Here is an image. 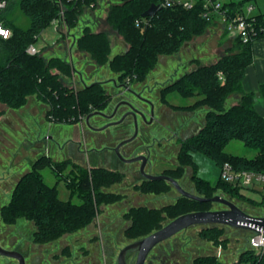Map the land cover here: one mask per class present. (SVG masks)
<instances>
[{
  "label": "trees",
  "instance_id": "16d2710c",
  "mask_svg": "<svg viewBox=\"0 0 264 264\" xmlns=\"http://www.w3.org/2000/svg\"><path fill=\"white\" fill-rule=\"evenodd\" d=\"M7 7L0 15L3 24L12 30L8 40L0 38V105L18 109L27 104L30 96H37L49 106L48 114L56 123L73 124L93 111L104 110L109 103L107 90L101 83H93L79 90L65 86L60 73L69 71L72 66L60 57L46 59L41 54L30 55L27 48L36 44L43 30L49 28L53 20L61 17L72 29L77 26L85 7L97 0H6ZM106 22L118 35L122 36L128 48L122 53L112 55L110 35L105 31L95 32L86 25L77 38V47L92 56L99 66H108L119 78L131 83L146 79L156 67L161 55H172L180 51L185 43L202 35L210 26L199 17L197 9H165L146 17L150 23L145 30L136 26L137 19L152 5L158 6L159 0H110ZM19 8L29 20L25 30L13 26L11 17ZM264 22V15L259 16ZM254 55L251 44L233 41L226 55L211 65H201L182 75L168 85L164 94L177 92L183 98H199L197 105L205 104L211 108L205 114V126L195 137L184 142L179 155L183 174L185 167L192 169V181L204 198H212L219 190L228 193L231 198L264 207L260 202L247 197L242 189L220 178L216 186L198 176V166L192 153L203 152L216 159L220 166L225 162L235 170L264 173V117L255 107L252 94L244 91L243 81ZM222 73L224 80H220ZM264 97V84L261 86ZM232 94L241 95L237 105L227 108L226 101ZM202 97V98H200ZM4 111L0 108V117ZM233 139L241 140L246 146L257 151L253 158L235 156L224 151ZM67 162H54L48 156H42L33 162L31 170L17 182L8 205L3 207L4 220L12 224L17 219H27L34 223L33 241L38 245L52 243L67 234H73L88 226L99 207L120 200L121 196L108 193L105 189L119 183L122 176L105 170L81 169L82 176L77 179L81 191L79 203L62 200L56 185L45 182L42 169L49 167L57 176H61ZM69 164V163H68ZM62 177L59 178V180ZM169 188L165 181L149 182L147 187H139L144 192L161 193ZM212 202H197L188 198L178 199L174 204L163 208H137L127 217L132 226L126 235L130 239L142 238L163 227L159 215L175 219L183 214L196 211H209ZM208 241L219 243L221 229H205L202 232ZM223 242V241H222ZM252 252L246 251L240 256V262L250 259ZM194 264H219L215 256H201ZM240 264V263H239Z\"/></svg>",
  "mask_w": 264,
  "mask_h": 264
},
{
  "label": "rangeland",
  "instance_id": "374dc122",
  "mask_svg": "<svg viewBox=\"0 0 264 264\" xmlns=\"http://www.w3.org/2000/svg\"><path fill=\"white\" fill-rule=\"evenodd\" d=\"M253 2L257 5V11L264 14V0H253ZM109 6L110 4L105 0H99L98 6L94 9L87 10L85 14H83V16L80 18L77 26L71 29V32L77 34V36H80L82 32L81 29L84 26V20L86 21V19H88V22L89 20H95L96 24L90 22V26L96 31H105L110 35V40L114 44V46L112 47L111 55V57H113L118 53H122L125 47L122 37H120L117 32L114 31L112 27L106 22V18L109 12ZM11 21L13 23V26L23 30L27 29L30 24L28 18L19 8H16V10L14 11L11 17ZM58 31L65 32L62 24H60ZM41 34L43 38L49 43H47V41L45 42L47 47L46 49L44 47H41L42 49H40V54L44 57H49L51 55H57L59 57L63 56L61 58L64 61L68 62L70 66H72V68L67 72H63L60 69L53 70L55 73H60L61 80L64 82L65 86L69 85L68 88H73V90H79L83 88L80 86L81 84L77 80L78 76L77 73L74 72L75 70L78 72L81 71L82 73H84V75H88L89 77L87 79V82L89 83L90 81H97L98 79L106 80L112 77L116 78L118 76L108 66H99L94 61V59H92V56L88 53L79 51L77 44H75L74 46L77 51L76 53L73 52V56H71L70 58L69 48L72 47L73 39H69L65 35L58 36L53 27L46 28L42 31ZM57 37H59L60 39ZM51 41H54V44H50ZM41 42L43 43L42 40ZM232 45L233 40L230 39L225 29L221 28V26L218 25L210 26V28H208L202 35L194 37L193 39L185 43L179 52L172 55H161L156 67L148 74L146 79L137 84H134V89L141 90L143 84L147 83L150 87H152V89L155 88V90L152 94L145 92V96L152 98L154 101H157V97L155 95L160 88L159 86L155 87L156 84L162 83V85H164L165 83H169L170 85V83H174L182 75L193 71L197 67V61H199L201 65H211L216 63L226 55L227 49L231 48ZM248 67H250V72L255 71L256 67L254 64V60ZM73 72L75 73L74 75ZM248 80L250 82V79ZM263 84L264 78L260 79L257 77L255 82L251 83V87H248L246 82L243 83V87L245 93L253 95L255 107L264 117V97L261 94V86ZM107 88L109 90H113L111 85H109V87ZM108 93H111V91H108ZM165 98L166 102L168 103V107L164 108H166L169 114L172 112L171 109L169 110L170 106L173 111H183L190 109L196 112L195 120H198V122L200 121L205 124L204 116L207 111L211 109L207 105V103L197 105L196 101L199 98H183L175 91L168 93ZM240 98L241 95L232 94L226 101L227 108L237 105L240 101ZM28 103L29 100L27 104L17 109H21L23 110V112L26 111V114L24 115L25 121L28 124V129H25V124H21L18 125V127L14 128L16 132H14L13 139L9 136L10 134H8V138L10 137L11 141L14 143V146H16L17 148H8L9 151L7 150L5 155H11V153H13L15 150L16 155L12 156V158L11 156H8L9 158H3L5 161L4 163L6 164L7 161L9 163V160H12L9 165H12V167L14 168L11 170L6 168V170H8L7 174L11 171L9 173L8 181L5 183L0 182V189L6 190V193L1 195L0 197V244L5 249L17 250L23 253L26 258L27 264H31L32 261H34V264H56V262H54V259L59 260L60 262L62 260V262L71 260L75 255L79 254L78 252H81L82 248L84 249V247L82 246H84L83 244L85 240L96 234H102V236L106 237L107 243L110 244L108 245V249L112 250L113 254L116 253L117 250H120L127 244V240H125L126 237H124L122 234L129 218L126 216L124 221L120 220L121 218H123L122 209L125 210L124 208H111L107 209L103 213L99 210V213L94 216L92 222L88 226L79 229L73 234L64 235L55 242L47 243L45 245L34 244L33 235L35 232V226L32 221L27 219H17L14 223L9 224L4 220L3 207L9 204L12 192L17 182L21 177H23L31 170L33 162H35L37 159L41 158L42 156H48L50 160H53L54 162H67L65 168L63 169V173L60 176L62 177L60 180V177L57 176L55 172H53L49 167H45L44 169H42L41 173L47 184L51 186H57L60 199L65 201L72 200L76 203H79L81 201V191L79 190L76 182L77 179L82 176V170L80 169L81 167H79L78 164L75 163V161L81 162L86 168L85 170H87V172L90 167L94 165L93 162H90L88 156H78L75 150L71 153V155H68L65 154L64 151H59L57 147L52 146L50 143V138L56 136V133H58V137L60 140L66 139L68 136L76 139L80 138L74 137L72 131L70 133H64V131H67L69 128L67 124L53 123L51 116H49L48 114L49 106L41 98L34 95V104H31L30 109L28 108L27 110L26 106L28 105ZM159 106L161 107L162 105ZM29 110H31V112H29ZM186 117L188 116L186 115L177 117L176 115H172L169 118L170 120L168 121V123L170 124L167 127V131H159L158 128H154V136H170L172 134V129L176 130L177 128H179L184 123V121L187 120ZM93 123L95 122L93 121ZM82 124L83 122L80 123V127L82 126ZM95 124L98 125V122ZM61 130L63 131L61 132L63 136H60ZM9 132L11 133V131ZM89 132L90 131H86L87 142L93 143V139L90 136L94 134L90 132L89 136ZM88 136L90 138H88ZM29 142L33 144L32 148H27V150H25L24 146H27V144L29 145ZM171 144H174L175 152H172V154H166H169V156L171 155V159L176 161L177 157L174 158L173 155L175 154L177 156L178 149H180L182 144L177 140L172 141ZM11 145L12 143L8 144L9 147H11ZM91 146H93V144H88L87 146L84 145L83 148H90ZM163 146L164 144H162V147ZM224 151L231 155L243 156L248 158H253L257 153L255 149L246 146L243 141L237 139L231 140L225 146ZM192 156L198 166V176L210 182L211 185L216 186L221 178V166L219 162L216 159L208 156L207 154L199 151L193 152ZM73 160L75 161L73 162ZM1 163L3 165H6L3 162ZM162 166L169 167L168 163ZM4 168L5 167H3V169ZM159 169H161V167H159ZM0 174L4 175L6 173H3V170H0ZM188 174L192 175L191 168L188 169ZM180 181L186 190L190 191L194 189L189 176L180 179ZM125 186L126 183H115L105 190L119 192H121L122 190L123 192H125ZM245 188H242V192L247 197L252 198L257 202H260L262 200L259 190H248ZM257 188H259V186ZM217 194L230 199L237 206L248 213L259 215L264 212L263 207L257 205V203H255L256 205L254 206L253 203L245 202L236 198H231L230 195L223 190H219ZM181 198L184 197L175 189V187L169 186L167 190L158 193V196L148 195L144 199H142L145 205L152 207V209H159L163 208L162 206L164 204L172 203ZM142 199H139L138 201H142ZM101 206L102 205H100V207ZM211 206L214 210L227 209V207L221 203H212ZM159 216H161L162 218V220L160 221L163 226L173 220L164 214ZM216 227L221 229L219 243L217 244L214 241H208L204 236H202V233L199 231V226H191L188 230H185L183 232L180 231L168 241L170 242V240H173V238L175 237L180 238V242L182 243V240L186 241L191 250L193 249L192 247L196 249L194 256L199 254H201V256L207 254L212 256L214 255L218 262L231 264L230 262H233L235 260V256H237L239 249L241 250L246 246L250 231L221 225H218ZM127 238L129 237L127 236ZM204 240L209 243H202V241ZM63 249H65V252L62 255L63 258H61L62 256L60 255ZM220 249L224 250V254L222 256H218V252ZM100 253L101 252H98L97 254V256H99L98 258H100ZM0 264H18V261L16 259L0 255Z\"/></svg>",
  "mask_w": 264,
  "mask_h": 264
},
{
  "label": "flooded vegetation",
  "instance_id": "af4514ba",
  "mask_svg": "<svg viewBox=\"0 0 264 264\" xmlns=\"http://www.w3.org/2000/svg\"><path fill=\"white\" fill-rule=\"evenodd\" d=\"M101 84L103 86L105 85L106 88L109 87V85L113 88V90L105 88L107 90V95L109 96L108 106L104 110L93 111L87 116L81 117L77 124H67L69 128L65 132L70 133L72 131L74 137H79L80 139L68 136L66 139L60 140L58 135L50 138L51 145L58 149L62 148L65 154L71 155L75 150L78 156H88L90 162H93L94 164L90 167L89 171L92 169H100L122 176L119 183H126L125 192L122 190L121 192L106 190L108 193L120 195L121 198L116 202L103 204V208L102 206L99 207L100 212L103 213L111 208H124L125 210L122 209V214L125 218V216L134 209L152 208L145 205L143 199L148 195L158 196V194L154 192H144L139 189L140 186L143 185L144 187H147L149 182H153V180L147 179L145 175H164L172 177L176 179L183 188L184 186L180 179L189 176L194 188L189 192L202 197L191 179L192 175L188 174L189 167H185L182 175L177 172L181 168L179 155L183 149L184 142L198 135L205 126L203 122L195 120L196 112L190 109L183 111L174 110L175 112L173 114H171L172 112L169 114L166 108H164L168 107V103L165 100L164 90L169 83L155 85V87L159 86L160 88L155 95L157 101L145 96V92L152 94L155 90V88L152 89L147 83L143 84L141 90H135L134 84L137 83H131L127 80L124 81L120 79L118 75L116 78L102 80ZM108 91H111V93H108ZM129 103L133 104L146 116V119H144L140 115H137V126ZM159 105L162 106L160 107ZM170 109L172 111L171 106L169 110ZM95 112H101L102 114H96L88 121L87 117ZM182 113H185L188 116L186 117L187 120H185L176 130L172 129V134L170 133V136H154V128H158L159 131H167V127L170 124L168 123L170 120L169 118L172 115H176L177 117L186 116ZM93 121L95 123L98 122V125L93 123ZM82 122L83 124L80 127V123ZM53 123L56 122L53 121ZM86 131H90L94 134L90 136L89 132V136L93 139V143L87 142ZM89 136L88 138H90ZM174 140H177L182 144L180 149H178L177 156L175 154L173 155L174 158L177 157L176 161L171 159V155L169 156V154H166H172V152H175L174 144H171ZM86 144H93V146L90 148H83L84 145L87 146ZM162 144H164L163 147ZM142 156L144 157L143 159L135 160L137 157ZM74 161L75 160H73V162ZM75 163L81 167L80 169H86L81 162L75 161ZM166 163H168L169 167L162 166ZM159 167H161V169H159ZM163 181L169 184V186L174 187L167 180ZM139 199H142V201H138ZM172 204L174 203L164 204L162 207ZM209 211H214V209L211 207ZM199 227L200 232L210 228L207 225ZM129 228L130 227H125L122 234L126 237L125 240H127V244L120 250H117V252L115 251L116 253L114 254L112 253V250L108 249V245L110 244L107 243L106 237L102 236V234H96L84 241V246L82 247H84V249L86 247V249L84 250L82 248L81 252H78L79 254L75 255L71 260L64 262H62V260L61 263L59 260L54 259V262H56V264H121L120 253L122 250L130 244L144 238H127L126 233ZM188 229L189 228L185 230ZM169 239L159 243L152 249L145 264H194L195 260L201 257V254L199 253V255L194 256L196 249L192 247L193 249L191 250L186 241L182 240L181 243L179 240L180 238L175 237L169 242ZM64 252L65 249L62 250L60 256H62ZM98 252H101L99 254L100 258L97 256ZM137 254L138 252L136 249L128 250L124 253L122 260L125 264H135ZM61 258H63V256ZM25 264H27L26 258ZM31 264H34V261H32Z\"/></svg>",
  "mask_w": 264,
  "mask_h": 264
},
{
  "label": "built area",
  "instance_id": "2783aa9c",
  "mask_svg": "<svg viewBox=\"0 0 264 264\" xmlns=\"http://www.w3.org/2000/svg\"><path fill=\"white\" fill-rule=\"evenodd\" d=\"M110 5V0H105ZM122 2V0H119ZM99 0L92 2L90 6L85 8L94 9L98 6ZM6 0H0V15L7 7ZM159 8L165 9H182L195 10L197 9L200 18L207 22H211V26H221L225 29L231 40L238 39L242 44H264V22H259V16L264 15L257 11V5L253 0H159ZM151 17V16H148ZM64 12L61 11V17L55 19L51 23V27L58 31L62 24L65 31L69 27L63 20ZM150 21L146 17L136 20V26L145 30ZM12 30L5 26L0 19V38L8 40L12 37ZM27 53L30 55L40 54V50L36 44H31L27 48ZM220 80H224L222 73L219 74ZM221 179L235 187L245 188L250 190H259L261 198L264 200V173L254 171L235 170L233 165L225 162L221 166ZM259 186V188H257ZM264 209V207H263ZM251 214V213H249ZM264 217V212L259 215ZM246 247L240 252V256L246 252H252L253 256L240 262V256L236 264H264V231L261 234L250 231Z\"/></svg>",
  "mask_w": 264,
  "mask_h": 264
},
{
  "label": "water",
  "instance_id": "95a60500",
  "mask_svg": "<svg viewBox=\"0 0 264 264\" xmlns=\"http://www.w3.org/2000/svg\"><path fill=\"white\" fill-rule=\"evenodd\" d=\"M158 10V7L155 5H152L148 11H146L143 14V17L147 16H153ZM259 96V94H258ZM152 104V103H151ZM132 115L135 118V124L137 126V115H140L142 118L146 119L145 114L140 111L138 108H136L133 104L129 103ZM96 114H102L101 112H95L87 117V120L96 115ZM144 157H137L135 160H141ZM147 179L153 180V181H160V180H167L170 182L175 189L185 198L197 201V202H205V201H211L214 203H221L227 207V209L224 210H214V211H196V212H190L187 214H183L166 225H164L161 229L151 233L150 235L130 244L126 248L122 250L120 253V263L125 264L122 260L124 253H126L128 250L136 249L137 259L135 264H145L147 257L149 253L152 251V249L158 245L159 243L173 237L180 231H183L191 226H204L207 225L208 227H216L218 225L221 226H228L233 227L237 229H245L249 231H254L256 233L261 234L262 231H264V217L262 216H253L249 214L248 212L241 209L239 206H237L234 202L231 200L221 196L216 195L212 198H204L200 197L194 193H191L189 191H186L180 183L169 176H151V175H145ZM0 255L14 258L19 261V264H25V257L22 253L16 250H8L2 247L0 244Z\"/></svg>",
  "mask_w": 264,
  "mask_h": 264
},
{
  "label": "crops",
  "instance_id": "0c3cea01",
  "mask_svg": "<svg viewBox=\"0 0 264 264\" xmlns=\"http://www.w3.org/2000/svg\"><path fill=\"white\" fill-rule=\"evenodd\" d=\"M87 10H89V8H85V10H84V14H85V12L87 11ZM83 16V15H82ZM81 16V17H82ZM95 16H97V15H95ZM90 22H93L94 24H96L95 23V20H93V21H91V20H89V22H88V19H86V21L84 20V26H86V25H89L90 26ZM83 26V27H84ZM51 27V26H50ZM83 27H82V29H83ZM54 29V28H53ZM81 29V30H82ZM93 30L95 31V32H99V31H96L94 28H93ZM55 31V30H54ZM57 34H58V36H66L67 38H69V39H73V42H72V47H70L69 48V54H70V58H71V56H73V52H75L76 53V48L74 47L75 46V44H76V38H78L79 36H77V34H74V33H72L71 32V29L69 28L68 29V31H62V32H59V31H55ZM82 33V32H81ZM81 35V34H80ZM120 36V35H119ZM120 37H122V36H120ZM57 38H59V37H57ZM56 38V39H57ZM60 39V38H59ZM41 40L43 41V43L41 42ZM122 40H123V42H124V47H125V49H127L128 48V45L125 43V41H124V39L122 38ZM47 40H45L44 38H43V36H42V34L40 35V39L38 40V43L36 44L38 47H39V50L40 49H42L41 47H44L45 49H46V47H47V45H46V42ZM45 43V44H44ZM47 43H49L48 41H47ZM50 44H54V41H51L50 42ZM114 46V44L112 43V47ZM50 47V46H49ZM124 49V50H125ZM74 50V51H73ZM252 51H253V55H254V64H255V67H256V69H255V71H252V72H250V67H248L247 68V70H246V76H245V81H243V83L244 82H246V84H247V86L249 87H251L252 85H251V83H253V82H255V80H256V78L258 77V78H264V44L263 43H255V44H253L252 45ZM81 53V52H80ZM86 53V52H85ZM52 57H59V56H57V55H51V56H49V57H46L47 59H50V58H52ZM61 57H63V56H60V58ZM96 69H98V68H96ZM73 71H74V68H73ZM75 73H77V76H78V78H77V80L79 81V83L81 84L80 86L81 87H85V86H89V85H91V84H93V83H96V82H100L101 83V81L102 80H100V79H98L97 81L96 80H94V81H90V83L89 82H87V79H88V75H84V73H82L81 71H74ZM73 72V75L75 74ZM252 74H255V75H252ZM92 75H93V73H92ZM113 78V77H112ZM112 78H110V79H112ZM252 78H254V79H252ZM76 79V78H75ZM248 79H250V82H249V80ZM67 83V82H66ZM69 83V82H68ZM69 86V85H68ZM245 86V85H244ZM104 88H106V86L104 85ZM107 89V88H106ZM179 95V94H178ZM182 97V96H181ZM31 104H34V95L33 96H30V98H29V103H28V105L26 106L27 108V110H28V108L30 109V106H31ZM0 108H1V110H3L4 111V114L0 117V170H3V173H6V174H4V175H1L0 174V182H2V183H5V182H7L8 181V178H9V173L11 172H9L8 174H7V172H8V170H6V168L7 169H13L14 167H12V165H9L10 163H11V161L12 160H9V163H8V161H7V164L6 163H4L5 161H4V159L3 158H5V157H10L11 156V158H12V156H14V155H16L15 154V152H16V150L13 152V153H11V155H5L6 154V152H7V150L9 151V149L10 148H15L16 146H14V143L11 141V139H10V137L13 139V135H14V132H16V130L14 129L15 127H18V125H21V124H25V129H28V124L26 123V121H25V115L24 114H26L25 112H23V110H17V109H12V108H8V107H6V105H3V104H1L0 105ZM33 108H34V106H33ZM22 111V112H21ZM29 112H31V110H29ZM175 111H173L172 110V113H174ZM33 114V113H32ZM204 120H205V116H204ZM3 124V125H2ZM9 131H11V133L9 132ZM61 132H63L62 130L60 131V136H63V134L61 133ZM64 133H65V131H64ZM8 134H10L9 136V138H8ZM57 135H58V133H56ZM9 143H12V145H11V147H9L8 146V144ZM32 143L31 142H29V145L27 144V146H24V148H25V150H27V148H32ZM9 148V149H8ZM17 148V147H16ZM59 151H61V152H63V150H62V148L61 149H59ZM10 154V153H9ZM8 157V158H9ZM1 162H3L4 164H6V165H3ZM3 167H5L4 169H3ZM4 193H6V190H3V189H0V197H1V195H3ZM11 196V195H10ZM177 201V200H176ZM176 201H174V202H172V203H175ZM169 204H171V203H169ZM123 215V214H122ZM126 217V216H125ZM121 221L123 220H125V218H124V215H123V218H121L120 219ZM119 220V221H120ZM132 226V223H131V221L130 220H128V222H127V225H126V227H131ZM205 243V244H207V243H209V242H206V240H204V241H202V243ZM247 245V244H246ZM246 247V246H245ZM245 247L244 248H242L241 250L239 249V251H238V253H237V256H235V260L233 261V262H230L231 264H236V262H237V260L239 259V256H240V252L242 251V250H244L245 249ZM224 254V250L223 249H220L219 250V252H218V256H222ZM203 256H209V254H207V255H203ZM214 256V255H213ZM219 264H224V263H221V262H219Z\"/></svg>",
  "mask_w": 264,
  "mask_h": 264
}]
</instances>
